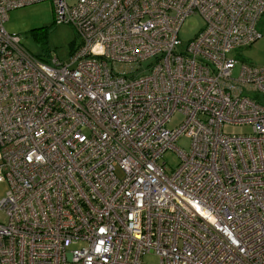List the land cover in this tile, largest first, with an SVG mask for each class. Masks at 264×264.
Returning <instances> with one entry per match:
<instances>
[{"label":"built area","instance_id":"1","mask_svg":"<svg viewBox=\"0 0 264 264\" xmlns=\"http://www.w3.org/2000/svg\"><path fill=\"white\" fill-rule=\"evenodd\" d=\"M41 1L0 0V264H264V66L230 55L264 0H47L67 62L3 27Z\"/></svg>","mask_w":264,"mask_h":264},{"label":"rangeland","instance_id":"2","mask_svg":"<svg viewBox=\"0 0 264 264\" xmlns=\"http://www.w3.org/2000/svg\"><path fill=\"white\" fill-rule=\"evenodd\" d=\"M264 22V20H262ZM205 26V21L199 14H193L185 18L178 31V39L182 47L197 35ZM3 27L6 32L15 34L20 39V44L30 55L35 58L45 59L48 56L57 57L60 62H67L70 53L77 45L79 38L74 28L68 24H56L53 17L52 5L49 1L26 5L20 8L12 9L7 13V20ZM262 37L250 45L241 47L230 53L231 57L235 56L237 64L232 71L236 76L239 71V65L245 60L254 66H264V24L260 28ZM182 120V114H175L169 126L174 127ZM246 130L245 127L224 126V131L237 134ZM175 146L188 152L190 140L188 137L181 136L175 142ZM160 162H165V169L171 171L179 162L177 153L173 150L167 151ZM8 189L5 181L0 183V200L4 198ZM5 220V216L0 213V221ZM150 264H156L158 258L152 256L144 258Z\"/></svg>","mask_w":264,"mask_h":264}]
</instances>
